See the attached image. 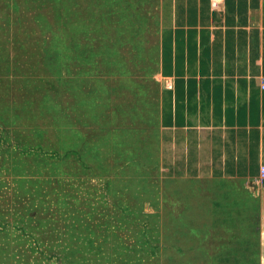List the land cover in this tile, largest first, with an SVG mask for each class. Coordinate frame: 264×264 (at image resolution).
<instances>
[{
  "label": "rangeland",
  "instance_id": "1",
  "mask_svg": "<svg viewBox=\"0 0 264 264\" xmlns=\"http://www.w3.org/2000/svg\"><path fill=\"white\" fill-rule=\"evenodd\" d=\"M157 18V0H0V264H264L254 198L160 175Z\"/></svg>",
  "mask_w": 264,
  "mask_h": 264
},
{
  "label": "crops",
  "instance_id": "2",
  "mask_svg": "<svg viewBox=\"0 0 264 264\" xmlns=\"http://www.w3.org/2000/svg\"><path fill=\"white\" fill-rule=\"evenodd\" d=\"M157 4L160 175L175 186L239 187L223 194L241 197V191L254 198L264 219V0H157ZM192 195L193 191L186 192ZM169 197L182 202L181 213L190 209L180 195ZM226 206L218 210L233 209L228 216L236 212L234 217L241 212L240 206ZM241 208L252 218L250 208ZM257 235L254 232L250 239L256 241ZM263 249L264 245L259 248Z\"/></svg>",
  "mask_w": 264,
  "mask_h": 264
},
{
  "label": "built area",
  "instance_id": "3",
  "mask_svg": "<svg viewBox=\"0 0 264 264\" xmlns=\"http://www.w3.org/2000/svg\"><path fill=\"white\" fill-rule=\"evenodd\" d=\"M262 89H264V83L262 85ZM261 177L264 178V168L261 169Z\"/></svg>",
  "mask_w": 264,
  "mask_h": 264
},
{
  "label": "trees",
  "instance_id": "4",
  "mask_svg": "<svg viewBox=\"0 0 264 264\" xmlns=\"http://www.w3.org/2000/svg\"><path fill=\"white\" fill-rule=\"evenodd\" d=\"M46 156H48V157H58V154L57 153L52 154V155L46 154Z\"/></svg>",
  "mask_w": 264,
  "mask_h": 264
}]
</instances>
